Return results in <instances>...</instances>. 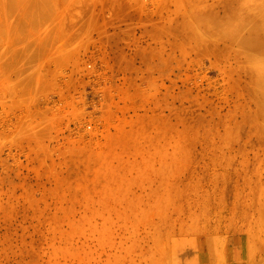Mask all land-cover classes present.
<instances>
[{
	"label": "rangeland",
	"instance_id": "rangeland-1",
	"mask_svg": "<svg viewBox=\"0 0 264 264\" xmlns=\"http://www.w3.org/2000/svg\"><path fill=\"white\" fill-rule=\"evenodd\" d=\"M0 264H264V0H0Z\"/></svg>",
	"mask_w": 264,
	"mask_h": 264
}]
</instances>
